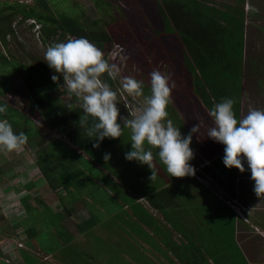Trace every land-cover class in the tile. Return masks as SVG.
Returning <instances> with one entry per match:
<instances>
[{"label":"trees","instance_id":"obj_1","mask_svg":"<svg viewBox=\"0 0 264 264\" xmlns=\"http://www.w3.org/2000/svg\"><path fill=\"white\" fill-rule=\"evenodd\" d=\"M8 1L5 2L3 12L0 14V47H3L7 40L11 41L10 35L6 36L8 28L5 23L8 22L13 31L11 21L18 14H22L26 19L33 18L42 23V36L46 42L61 41L68 34V39L87 38L102 50L106 60L113 51L122 52L124 56L122 77H132L143 82L141 96L132 97L128 94L131 101L133 98L144 101V96L150 94V74L154 70L168 77L170 85L174 82L175 86L171 89L167 105L168 117L166 119H171L174 126L179 127L184 135L194 124L201 122L200 132L193 134L190 145L194 151V158L190 163L195 167L203 160H209L210 164L204 168L205 175H209L213 180L216 179L221 188L232 196L238 194V168L235 166L228 168L224 165L222 160L224 145L207 137L206 134L208 127L213 124L209 110L224 98H231L234 101L233 108L236 118L243 117V77L248 59L245 50L247 25L245 15L247 12L239 1L244 2L245 0H238V3H236L237 0L234 3L226 2L222 5L220 3L219 6L213 3L214 0H142V3H138V0H95L101 14L89 24L83 22L82 12H78L71 6L67 8L62 6L63 3H59L60 0H35L34 3L20 0ZM150 4L153 5V9ZM153 14L156 19L153 18ZM58 31H60L59 36L54 39ZM10 34L12 35V32ZM0 56L3 57L2 65H11L18 71L22 68L25 70L23 86L29 87L26 96L18 93V87L21 85L14 89L8 87L0 89V104L6 107L5 112L0 113V119H9L16 132L17 129L14 126L18 125L21 119L13 117L20 115L23 111L38 125L40 142L50 144L51 147L49 151L46 150V154L40 153L41 149L37 151L38 165L42 164L45 167V164L52 161V164L55 163L61 168L58 176L52 174L51 176L50 173L44 174L47 182H41V187L49 189L60 199L66 210L73 212L74 202L78 198L69 199L71 202L65 203V196L60 194V189L66 190V194L71 198L74 188L85 190L87 187L88 195L93 202L100 199L104 209L115 217L111 222L107 220L103 222L97 212L93 213L88 219V227L95 230L97 226L108 222L105 229L108 231V228H111L114 237L118 234L122 235L121 230L131 233L132 237L129 242L127 241V244L130 243V250L125 258H122L126 255V253L122 255L125 247L120 250V257L122 255L120 264H131L129 261L131 259H134L137 264H158L152 258L149 246L168 260L170 259L169 261L174 262L173 264H212L210 259L213 261L219 258L214 251L206 249L212 247L211 245L205 248L202 243H194L192 240L190 244L186 243L185 237L193 239L192 233L191 231L185 232V227L180 225L172 211L176 209L177 213L183 208L179 200L180 193L181 195L188 194L184 197L200 195L197 198L203 197L202 204L210 206L211 200L208 197L212 191L209 188L204 187L203 193L193 194V191L195 193L194 188L187 185L192 176L171 177L162 164H160V171L167 181L162 179L163 183L155 188V185H158L155 181L161 175L156 169L157 149H153V163L156 172L153 179H151L152 169L143 166V170L140 163L135 160L123 167L118 165L120 158H115V163H112L114 167H112L110 160L104 159L105 153L113 147L110 139L120 144V153L123 156L131 149L129 129H124L122 136L118 138H105L99 147L94 146L95 140L87 134L91 120L82 127L80 126L82 109L79 108V101L65 104L60 96L53 94L54 97L49 99L40 98L38 91L36 92V86L39 83L31 77L32 73H35L34 70L37 72L40 70L38 66H27L18 62L12 56L1 52V48ZM175 59L179 61L180 70H177L174 65ZM30 69H33L32 73L29 72ZM36 78L40 80L39 76ZM101 79L120 97L119 77L113 80L108 77L107 73H104ZM59 85L60 82H55L53 86L59 88ZM115 99L116 103L122 106L120 99L118 97ZM69 104L72 105V109L67 107ZM136 106L140 111L141 106L138 104ZM121 108L124 110H120L121 116L131 118L134 115L130 114L126 104H123ZM177 117L179 123L175 121ZM46 131L52 133L49 141L43 136ZM53 133L56 136H53ZM25 135L30 138L33 132L27 129ZM26 146L29 150H33L30 143L29 145L26 143ZM146 147L149 146L146 145ZM99 148L105 149L100 156ZM5 157V153L0 155V163L5 160ZM93 161L101 162L102 168L97 166L95 169L96 165H91ZM135 164L138 167H134ZM135 168L136 173H134ZM2 169L3 167L0 168V172ZM107 170L113 172L115 177ZM144 171L150 172L151 175ZM39 176L36 175L34 178ZM170 178H172V183L167 185ZM194 179L202 184L197 178L194 177ZM35 184L37 182L34 179H29L24 183L28 189L33 188ZM184 187L187 188L186 193ZM215 197L220 207L216 208L213 205L212 213H219V218L227 217L226 211L229 209L227 204L219 197ZM37 198L41 199L39 196ZM159 211L163 215L159 214ZM0 215L3 214L0 213ZM25 220L20 216L13 218V223L23 225L15 231V234L18 240L24 241L35 249L32 238L37 235V228L26 224ZM64 223L65 219H63V225ZM79 223L78 228L85 231L82 227L83 222ZM189 228L190 225L186 229ZM53 232L58 234L53 240L55 247L52 241L48 242L45 238L37 243L43 254H51L57 258L60 251L66 249L67 241H63L59 230L55 229ZM139 239L146 245H143ZM117 242L124 243L122 240H117ZM29 252L23 251L27 254L28 261L37 262L39 259ZM169 252L176 256L177 261L171 258ZM228 260L229 257L225 256L217 259L218 264H228ZM0 264L5 263L0 260ZM245 264L250 263L246 260Z\"/></svg>","mask_w":264,"mask_h":264},{"label":"rangeland","instance_id":"obj_2","mask_svg":"<svg viewBox=\"0 0 264 264\" xmlns=\"http://www.w3.org/2000/svg\"><path fill=\"white\" fill-rule=\"evenodd\" d=\"M20 1H25L28 3L35 2V0ZM235 1L236 0H214L213 3H217L219 6L220 3V5H222V3H234ZM5 2L9 1L0 0V14L3 12ZM60 2H62V6H65L66 8L67 6H71L73 9H77L78 12H82L83 15L81 18L83 22L88 24L93 22L101 14L95 3V0H60L59 3ZM140 2L142 3V0H138V3ZM239 2L241 6L246 8L247 12L245 15L247 18L245 50L248 59L246 60V67H244L245 71L243 77L242 103L243 116H246L252 109H264V0H245L244 2ZM236 3H238V0ZM150 7L153 9L152 4H150ZM153 18H155V14H153ZM5 24L8 28L6 36L10 35L9 38L11 41L7 40V43H5L3 47H0L1 52L8 56H12L18 62L24 63L27 66H38L37 68L40 69L38 72L34 70L35 73H32L33 69H30L29 72L33 74L31 77H34L39 83V85L36 86V92L38 91L39 97L42 99H49L54 96H60L62 102H65V104H68L69 102H77V98L74 96H67L65 94V90L61 89L60 87L56 88L53 86L55 82L51 79V76L54 74V71L50 69L47 63L43 60L44 52L47 47L55 42H66L68 40V34L61 41H54L53 38L55 39L59 36L60 31H58V34L52 38L54 42H46L42 36V23L38 20H34L33 18H31L29 21H26V18H24L22 14H18L11 21V28L13 31H11L8 22ZM10 32H12V35ZM107 61L110 64H117V66L120 68V73L118 76V88L120 91L118 92L120 97L116 95L122 104V106H120L118 103H116L119 110H123L121 107H123V104L125 103L132 108V111L138 110L136 108L137 104L141 106L140 108H142L144 101H138V99L135 98H133L131 101L128 93L121 86V79L123 78L122 75H124V56L122 52L117 53L116 51H113L109 57L107 56ZM2 63L3 57L0 56V65H2ZM174 65L176 66L177 70H180L178 60L175 59ZM24 74L25 70L23 68L18 71L15 67H11V65H2V67H0V89L5 87L14 89L18 85H21L18 87V93L20 95L22 94V96H26L28 94L29 87L23 86V82L25 81ZM55 74L60 76V80L58 82H60V85H62L64 83L63 76L59 73ZM38 76L40 77V80L36 78ZM30 80L33 81V79ZM123 93L127 96V98L123 95ZM52 94L54 96H52ZM120 114H122L121 111ZM17 117H20L21 119V122L14 126V128L17 129V133H25L27 129H30L33 132L32 137L28 138L27 140L30 143V146H33V150H29L25 144L20 151L0 152L1 156L4 155V153L6 154L5 160L0 163V166L3 167L1 170L2 172H0V213L5 215H0V260L5 264H69V262L71 264H120V258L122 255L126 253V255H124L122 258L127 257V252L130 250V243H127L132 237L131 233H126L125 231L121 230L123 234H118L114 237L112 235L111 228H108V231L105 229V226L107 228L109 224L108 222L102 224L101 226H97V229L95 228V230L88 227V219L93 213L97 212L99 214L98 217H100L103 222L105 220L111 222L115 219V217L112 213L104 209L105 207H103L104 205L100 203L102 202L100 199L93 202V199L88 195L87 187L85 190H79L76 188L72 190L71 199L79 198L81 201L76 203L74 208L76 211L73 212L66 210L64 206L58 204L61 202L60 199L56 198V196L49 189L41 187V182H47L44 174L48 175L50 173V175L52 174L58 176L61 168L55 163L52 164V161L45 164V167L42 164L38 165L39 156L37 151L41 149L40 153L46 154V150L48 149L49 151L51 149L50 144L40 142L41 136L39 135L40 130L38 129V125L30 119L28 114L22 111L20 115L13 118L16 119ZM6 121L10 123L9 119ZM175 121L178 123L180 122L178 117ZM51 135L52 133H50V131H46L43 136H45V138L49 141L52 138ZM53 136H56V134L54 135L53 133ZM110 141L113 145L112 149L108 152L111 154L109 159L111 166L114 167L112 163H115V158H120L121 161L118 163V165L126 167L127 164H130V161L125 158V154H123V156L121 155L120 144L118 142H114L112 139H110ZM28 142L27 144L29 145ZM27 150L29 152H26ZM104 152V148L98 149L99 156ZM154 159L156 160V156H154ZM92 164L96 165L95 169H97V166H100L101 162L93 161L91 165ZM156 164V169H158L157 173L161 175H159V179L155 181L158 184L155 185V188L159 187L163 183L162 179L167 181V178L163 177L162 172L160 171L161 165L159 161ZM136 166L137 165L135 164L134 167ZM140 166L143 170V166L148 168V165L146 164H140ZM245 168L247 169L246 161ZM125 169L128 170V168ZM136 170L137 169L135 168L134 173H136ZM107 171L105 173H107ZM247 171L248 170L241 172L239 170V178H237V185L241 188L240 196L244 198V200H246L245 193L247 194V188H249L248 182L245 178ZM144 172H146L148 175L150 173L147 171ZM108 173H111V175L115 177L113 172L108 171ZM39 174H41V176H39ZM36 175L39 177L35 179L34 176ZM29 179H34L37 182V184H35V186L30 189L24 185V183H26ZM171 179L172 178H170V180ZM117 180L119 179L117 178ZM216 182V179H208V182L206 183H208L210 186L209 189L211 191L215 193L218 192V194H224L223 192L220 193L222 190ZM194 188L198 189V187ZM184 191L186 193L187 188L185 189L184 187ZM203 192L204 190H196L194 194L197 195ZM66 193V190H61L60 192L61 195L65 196V203L71 202V200H68L70 197H68ZM186 195L188 194L186 193L181 195L180 193L181 197L179 200H181L180 204L183 208L179 210L177 209V213L175 211L176 209H172V211L175 215V218H177V220L180 222V225L185 227V232L189 233V231H191L193 239L196 241V243H202L203 247L205 248L206 246L208 247L211 245L212 247L206 249H211L214 251L219 258L221 256L229 257L228 264H232V262L234 264H245V249H247L248 252L259 249L257 250V262L254 261L250 264H264V261L261 258L263 257L264 250H262V242H260V240L262 241V239H264V236L260 233V231L256 233V228L254 227L255 229H253V233L249 234L251 242H253L254 238L256 237V246H250V244L246 246V237L243 243L242 238L241 240H239L238 236L235 238L234 225L233 222H230L229 216L225 218H219V213H212L214 209L213 205H215L216 208L220 207V203L219 201H216V197L215 199L213 198L214 202H212L210 206L207 207L208 204H200L190 197H184ZM37 196H39L41 199H38ZM222 197L225 200L229 198L226 194H224ZM85 198L88 201L85 200ZM249 198L251 201L254 200L255 203L258 201L254 196H249ZM105 202L106 200L104 203ZM30 206L31 208L29 209ZM107 206H109V204H107ZM70 207H72V205H70ZM258 207L260 208V205ZM159 214L162 213L159 211ZM18 216H20L22 219H26V224L34 225L35 228H37V235L35 238H32V242L35 244V249H32V247L28 246L24 241L23 247L19 248L20 240H18L15 231L20 229V227L23 225L21 224V226H19L18 224L12 222L13 218ZM183 216H188V219L184 220ZM63 219H65L64 225ZM79 222H83L82 227H84L85 231L79 230ZM189 225L190 228L186 229ZM55 229L60 231L59 234L64 239L63 241H67L65 244L66 249L60 251V255L57 256V258L51 254H43L37 243V241H42V239L45 238L48 242L52 241L53 247H55L56 244L53 240H55L56 235H58L53 232ZM117 240H122L124 243H119ZM139 240L143 245H146L144 241H141V239ZM124 247L125 250L122 251V255L120 257V250ZM111 248H113V250H111ZM149 249H151L150 252L152 253V258L158 264L174 263L169 261L170 259L168 260L165 258L154 248H150L149 246ZM109 250L111 252H109ZM23 251H27L30 254L35 255L39 260L37 262L30 263V261H28L29 259L27 258V254L23 253ZM259 251L260 253H258ZM147 253L149 254V252ZM169 255L174 261H177L176 256H174L173 253L171 254V252H169ZM217 259L213 260L215 264H218ZM114 260H117V262H114ZM129 261L131 264H137L134 259Z\"/></svg>","mask_w":264,"mask_h":264},{"label":"clouds","instance_id":"obj_3","mask_svg":"<svg viewBox=\"0 0 264 264\" xmlns=\"http://www.w3.org/2000/svg\"><path fill=\"white\" fill-rule=\"evenodd\" d=\"M29 20L31 18L26 19ZM43 60L54 71L51 79L58 82L60 76L55 73L61 74L64 83L59 87L65 90L67 96H74L79 101V108L82 109L80 126L91 120L87 134L95 140L94 146L99 147L105 138H118L124 129H129L131 149L125 152V158L148 165L152 169L151 179L156 174L153 149H157L158 161L171 177L192 176L208 185L206 182L211 177L205 175L204 168L210 164L209 160L205 159L195 167L190 163L194 158L190 145L193 134L200 132L201 122L194 124L184 135L171 119H166L170 92L175 86L174 82L169 84L168 77L158 70L151 72L150 94L144 96L140 111H132L126 105L130 114H134L129 118L121 116L116 92L101 79L104 73L113 80L117 79L120 68L115 63L110 64L102 50L87 38L55 42L47 47ZM142 84V81L132 77L121 79L122 88L132 97L142 95ZM233 105L231 98L214 104L209 110L213 124L208 127L206 136L224 145L222 160L226 167L235 166L241 172L250 170L253 191L261 198L264 196V109H252L246 116L237 119ZM67 107L72 109L71 104ZM5 110L6 107L0 104V113ZM27 139L24 132H15L11 123L0 119V151H20ZM110 155L105 153L104 159L109 160Z\"/></svg>","mask_w":264,"mask_h":264},{"label":"crops","instance_id":"obj_4","mask_svg":"<svg viewBox=\"0 0 264 264\" xmlns=\"http://www.w3.org/2000/svg\"><path fill=\"white\" fill-rule=\"evenodd\" d=\"M245 70V69H244ZM238 174H239V168H238ZM186 177V176H185ZM243 177V176H242ZM239 178V175L238 177ZM247 182H248V185H249V188H247V194L245 193L246 195V200H244V198H242L240 195H241V188L240 186H237V191H238V194L236 196H232L231 194L227 193L225 190H223L221 188V186L219 185L218 182L217 185H219L220 189L222 190L220 193H224L226 194L229 198L227 200H225L222 196L224 194H218V192H213L209 195V199L211 200L210 203L214 202V199H215V196L219 197L221 199L222 202H224L225 204H227V216L230 217V222H233V225H234V236L235 238L238 236L239 240H241L242 238V243L246 237V246H248V244L253 245V246H256L255 242H256V237L254 238L253 242H251L250 240V236L249 234L250 233H253V229L255 228H258V230L256 229V233L258 231H260V233L264 236V196H262L261 198L257 197L253 191V185H254V181L251 179V172L250 170H248L246 172V176H245ZM177 180H180V179H177ZM171 181L167 184H171ZM175 182V181H174ZM202 184H200L198 181H196L194 178H191L190 177V180H188V183L187 185H190L192 186L193 188L194 187H198V190H204V187L206 188H209L210 186L209 185H206L204 182L200 181ZM237 183H238V180H237ZM60 190H64L63 188H61ZM195 192H196V189L194 188ZM193 194H194V191H193ZM214 194V195H213ZM222 195V196H221ZM197 196H200V195H197ZM196 197H190L192 199H194L195 201H197L198 203H203V197L201 199L197 198ZM249 196L251 197H255L258 201L257 203L253 201H251V199L249 198ZM57 198V197H56ZM214 198V199H213ZM232 198H237L238 199V203L241 205V207H245V216H246V219L243 218L241 215H239V213L228 203V200L232 199ZM242 198V199H241ZM71 199V198H68V200ZM249 199V200H248ZM67 200V199H66ZM85 200H87L85 198ZM75 201V200H74ZM88 201V200H87ZM92 201V200H91ZM78 202H81L80 199L78 198V200H76L74 202V205H76V203ZM205 203V202H204ZM58 204H61L58 203ZM57 204V205H58ZM86 204V203H85ZM62 205V204H61ZM87 205V204H86ZM260 205V208L258 207ZM74 207V206H72ZM74 211H76V209H74ZM194 216V215H193ZM192 216V218H193ZM195 217V216H194ZM183 219H188V216H183ZM255 227V228H254ZM80 230V229H79ZM81 231V230H80ZM191 240L196 243V241H194L192 238H187L185 237V242L186 243H191ZM260 242H262V250H264V239H262V241L260 240ZM261 249V248H260ZM257 250L259 249H256L254 251H251V252H248L247 249H245V253H246V260L249 262V263H253L254 261L257 262V257H258V254H257ZM260 253V251L258 252ZM257 254V255H256ZM262 260L264 261V252H263V257H261ZM210 262L213 263L212 259H210Z\"/></svg>","mask_w":264,"mask_h":264},{"label":"built area","instance_id":"obj_5","mask_svg":"<svg viewBox=\"0 0 264 264\" xmlns=\"http://www.w3.org/2000/svg\"><path fill=\"white\" fill-rule=\"evenodd\" d=\"M195 174H197V172ZM228 203L239 213V215H241L243 218L246 219L245 213L243 211L245 209V207H241V205L238 203L237 198H232L231 200L229 199ZM19 245H20V247H22L24 244L22 241H19Z\"/></svg>","mask_w":264,"mask_h":264}]
</instances>
